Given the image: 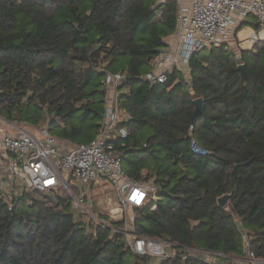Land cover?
<instances>
[{
	"label": "trees",
	"instance_id": "obj_1",
	"mask_svg": "<svg viewBox=\"0 0 264 264\" xmlns=\"http://www.w3.org/2000/svg\"><path fill=\"white\" fill-rule=\"evenodd\" d=\"M177 13L178 0H0V115L91 142L108 106L104 81L122 73L127 135L113 143L128 176L155 188L132 206L130 227L170 243L168 257L136 253L126 220H85L66 192L34 191L0 197V264H214L205 251L247 247L264 258V46L239 57L205 48L187 77L174 67L164 82L149 79ZM192 140L213 154L194 152Z\"/></svg>",
	"mask_w": 264,
	"mask_h": 264
},
{
	"label": "built area",
	"instance_id": "obj_2",
	"mask_svg": "<svg viewBox=\"0 0 264 264\" xmlns=\"http://www.w3.org/2000/svg\"><path fill=\"white\" fill-rule=\"evenodd\" d=\"M250 15L256 18L259 28L247 39L254 46L264 40V0H191L187 5H180L175 33L176 51L163 48L155 62L154 72L148 78L166 81L171 69L184 62L189 65L192 54L205 48L232 50L238 26ZM186 68L189 72V67ZM122 78V73L108 74L104 81L109 90L108 106L101 131L91 142L76 144L65 151L60 140L45 125L32 128L23 122L9 121L7 129H0V197L11 198L34 191H64L76 205L83 206L88 193L82 191V187L106 179L113 185L121 208L145 205L154 186L137 183L128 176L113 143L119 136L127 135L126 129L119 126L124 114L116 100L117 86ZM191 146L198 154H213L212 150L201 147L195 140ZM72 186L78 187L79 191H74ZM129 242L136 253L169 256L170 243L163 240L132 233ZM206 258L210 263L228 264ZM263 262L264 259L247 247L244 260L238 264Z\"/></svg>",
	"mask_w": 264,
	"mask_h": 264
},
{
	"label": "rangeland",
	"instance_id": "obj_3",
	"mask_svg": "<svg viewBox=\"0 0 264 264\" xmlns=\"http://www.w3.org/2000/svg\"><path fill=\"white\" fill-rule=\"evenodd\" d=\"M251 20L253 21L254 19L251 18ZM250 27L254 28L251 24H245L238 31V39L240 42L244 43V46H251V44L247 40L252 32V29ZM179 67H183L188 75V70H186V67L189 66L186 62L182 63ZM1 116V126L7 127V124H9V120L4 119V117ZM31 127L37 128L39 126ZM72 189L74 191L79 190L76 186H72ZM82 191L88 193V195L86 196V201H84V204H82L83 206L75 205V209L84 214L85 220H96L98 222H101L100 215L108 216L110 218V222L126 220V232L129 237L131 236L132 228L130 227V222L134 219L133 207H120L117 201V195L114 190V187L109 181H107L106 179H101V182L98 184L92 183L87 187H82Z\"/></svg>",
	"mask_w": 264,
	"mask_h": 264
},
{
	"label": "crops",
	"instance_id": "obj_4",
	"mask_svg": "<svg viewBox=\"0 0 264 264\" xmlns=\"http://www.w3.org/2000/svg\"><path fill=\"white\" fill-rule=\"evenodd\" d=\"M161 1V0H160ZM163 1V0H162ZM191 0H178V7L180 5H187L189 4ZM254 19L253 21L251 20ZM245 24H251L253 25L254 28L250 27L252 29V32L256 29H259L258 28V24H257V20L255 17L253 16H248L247 18L243 19L241 24L238 26L237 28V31H236V35H235V46H233L232 48V51L239 57L240 56V51L242 49H258L260 46L263 47L264 46V40L262 42H259L257 45H254V46H244V43L243 42H240L239 39H238V31L239 29L245 25ZM251 32V33H252ZM262 34H264L262 32ZM166 42L168 44L167 48L169 50H172L173 52L175 51V48H176V44H177V38H176V35L173 34L171 36H169L167 39H166ZM184 71L185 69L182 68ZM187 70V68H186ZM186 77H187V73L185 74ZM1 116V115H0ZM3 117V116H1ZM5 119V118H4ZM0 129H7V127L5 126H1L0 124ZM60 143H61V147L67 151L69 150L70 148L74 147L76 144L72 143V142H69V141H62L60 140ZM205 256L208 257V258H213L215 259V261H220V262H224V263H228V264H238V263H241L244 258H245V254L242 255V256H233V255H224V254H220V255H214V253H211V252H205ZM222 258V259H221ZM261 259H264L262 257H260ZM264 264V262L262 263Z\"/></svg>",
	"mask_w": 264,
	"mask_h": 264
},
{
	"label": "water",
	"instance_id": "obj_5",
	"mask_svg": "<svg viewBox=\"0 0 264 264\" xmlns=\"http://www.w3.org/2000/svg\"><path fill=\"white\" fill-rule=\"evenodd\" d=\"M239 70L241 72V75L244 79H246L248 77V73L246 70V66L244 63L241 62V58H239ZM194 104H195V110L192 116V122L194 123L196 121V119L201 115L202 111H203V98L198 97L194 100ZM232 197L231 193H226L222 196H220L218 198V204L220 207H226L230 201Z\"/></svg>",
	"mask_w": 264,
	"mask_h": 264
}]
</instances>
